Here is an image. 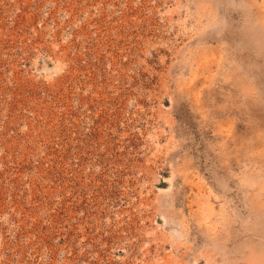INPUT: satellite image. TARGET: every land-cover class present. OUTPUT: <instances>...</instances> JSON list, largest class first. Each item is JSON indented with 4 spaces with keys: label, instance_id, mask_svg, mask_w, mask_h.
Listing matches in <instances>:
<instances>
[{
    "label": "rangeland",
    "instance_id": "374dc122",
    "mask_svg": "<svg viewBox=\"0 0 264 264\" xmlns=\"http://www.w3.org/2000/svg\"><path fill=\"white\" fill-rule=\"evenodd\" d=\"M0 264H264V0H0Z\"/></svg>",
    "mask_w": 264,
    "mask_h": 264
},
{
    "label": "bare ground",
    "instance_id": "6f19581e",
    "mask_svg": "<svg viewBox=\"0 0 264 264\" xmlns=\"http://www.w3.org/2000/svg\"><path fill=\"white\" fill-rule=\"evenodd\" d=\"M262 233V232H261Z\"/></svg>",
    "mask_w": 264,
    "mask_h": 264
}]
</instances>
